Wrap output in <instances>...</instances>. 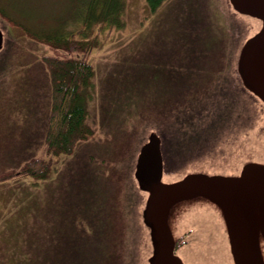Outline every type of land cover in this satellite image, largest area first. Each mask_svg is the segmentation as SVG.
<instances>
[{"label": "rangeland", "instance_id": "rangeland-1", "mask_svg": "<svg viewBox=\"0 0 264 264\" xmlns=\"http://www.w3.org/2000/svg\"><path fill=\"white\" fill-rule=\"evenodd\" d=\"M78 7V0H0V174L34 158L51 159L47 177L0 179V264H79L80 238L92 236L97 210L111 205L113 197L124 205L128 264H148L146 194L134 171L151 131L162 140L165 181L190 171L234 173L245 161L264 160V103L236 74L240 47L259 25L229 0H165L156 9L147 0H125L123 25H92L89 37L98 44L79 55L95 70L84 87L95 134L79 141L72 153H50L52 90L44 56L55 51L41 38L81 28L71 17ZM223 25L235 42L231 65L218 70L219 55L207 58L204 49L217 48ZM173 75L212 76L215 87L174 119L159 120L151 102ZM125 132L133 133L124 137ZM126 167L130 178L121 193L115 192L110 182ZM209 212L190 207L180 219L187 242L177 253L188 264H228L213 255L224 231L214 220L201 219Z\"/></svg>", "mask_w": 264, "mask_h": 264}, {"label": "water", "instance_id": "water-1", "mask_svg": "<svg viewBox=\"0 0 264 264\" xmlns=\"http://www.w3.org/2000/svg\"><path fill=\"white\" fill-rule=\"evenodd\" d=\"M229 1L235 11L258 21L257 31L239 50L237 71L243 85L264 103V0ZM2 43L0 31V48ZM161 142L158 133L151 131L140 147L134 171L138 188L146 194L142 220L151 243L148 264H188L176 245L184 234L180 219L190 207L210 211L201 219L214 220L216 229L222 226V248L220 243L213 252L218 261L264 264V160L245 161L234 173L190 171L165 181Z\"/></svg>", "mask_w": 264, "mask_h": 264}, {"label": "trees", "instance_id": "trees-1", "mask_svg": "<svg viewBox=\"0 0 264 264\" xmlns=\"http://www.w3.org/2000/svg\"><path fill=\"white\" fill-rule=\"evenodd\" d=\"M164 1L147 0L152 9H156ZM78 3V10L71 17L77 20V25L84 27L73 28L72 31L66 27V30L62 32H49V35L41 38L55 51L54 54L44 56L51 78L52 90L46 142L49 152L53 155L72 153L79 141L86 140L95 134L94 127L88 121L89 111L86 105L88 94L84 89L91 83L95 70L84 55H79L80 52H89L93 45L98 44L97 38L89 37L92 25L99 24L100 27L108 24L123 25L125 0H78ZM223 26V36L216 41L217 48L211 45L204 49L209 54V56L206 55L207 58L219 55L220 61L215 66L218 70L225 68L227 64L228 67L231 65V47L235 42L232 38L233 34L227 31V27L225 29V25ZM206 31L210 37L211 31ZM214 82V77H205V75L196 77L170 76L165 79L166 85L170 83L168 89H166V85L158 86L161 92L152 100L151 109L156 110L159 120H164L165 115L170 116L172 120L183 109L190 106L194 100L204 98L215 87ZM137 116L139 115L136 114L133 117L134 120H137ZM131 133L125 132L123 136L128 137ZM131 146L132 144H128L125 151L129 160L132 156L128 153ZM50 165V158L47 160L34 158L15 170L3 171L0 174V179L17 174H33L44 178L48 176ZM128 167L130 168V163ZM125 169L126 173L122 172L120 177L118 176L114 180L111 178V187L115 192L121 193L127 184V181L124 184V179L129 180L128 178H130V171L127 170V167ZM113 175H115L114 172ZM112 195L114 196V193ZM123 207L121 199L113 197L111 205L108 203L104 209L97 210V221L92 236L79 240L81 258L79 264H128V252L124 241L128 223Z\"/></svg>", "mask_w": 264, "mask_h": 264}, {"label": "flooded vegetation", "instance_id": "flooded-vegetation-1", "mask_svg": "<svg viewBox=\"0 0 264 264\" xmlns=\"http://www.w3.org/2000/svg\"><path fill=\"white\" fill-rule=\"evenodd\" d=\"M258 23V22H257ZM259 25V24H258ZM236 74H238V76H239V73H238V71L236 70ZM240 77V76H239ZM241 84H242V86H243V88L244 89H246L248 92H250L254 97H257L255 94H253L251 91H249L244 85H243V82H242V80H241ZM258 98V97H257ZM191 232V231H190ZM187 242V240L186 239H184L183 237H181L179 240H178V242H177V245H176V249L178 250H180V248H182V244L184 243H186Z\"/></svg>", "mask_w": 264, "mask_h": 264}]
</instances>
